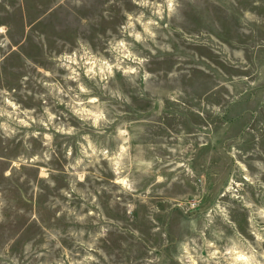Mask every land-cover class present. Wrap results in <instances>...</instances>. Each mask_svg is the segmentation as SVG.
<instances>
[{"label":"rangeland","instance_id":"obj_1","mask_svg":"<svg viewBox=\"0 0 264 264\" xmlns=\"http://www.w3.org/2000/svg\"><path fill=\"white\" fill-rule=\"evenodd\" d=\"M0 28V264H264V0H0Z\"/></svg>","mask_w":264,"mask_h":264},{"label":"clouds","instance_id":"obj_2","mask_svg":"<svg viewBox=\"0 0 264 264\" xmlns=\"http://www.w3.org/2000/svg\"><path fill=\"white\" fill-rule=\"evenodd\" d=\"M169 3H171V0H169ZM3 31H4V29L0 28V32H3ZM89 71H91V69H89ZM81 91H84V89L81 88ZM95 102H96V98H94V97L89 100V103H95ZM7 103L12 108L16 107V105L12 104L10 101ZM100 118H102V117H98V119H100ZM19 123L23 124L24 121H19ZM95 123L96 122L94 121V124ZM120 151H121V153H123L124 151H126V149L123 146H121ZM116 166L119 167V159H117V161H116ZM81 179H83V177H81ZM117 183H120L122 186L127 188L129 191L133 190L131 185L128 184L127 177L117 181ZM225 255H229V256L234 255V264H249V258L242 253L236 252L235 254H233V252L231 250H229L228 252L225 253Z\"/></svg>","mask_w":264,"mask_h":264}]
</instances>
